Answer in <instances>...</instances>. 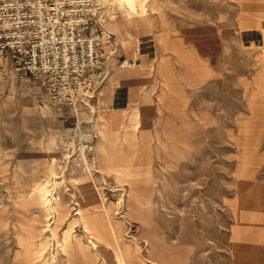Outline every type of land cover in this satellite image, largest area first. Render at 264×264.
Returning a JSON list of instances; mask_svg holds the SVG:
<instances>
[{
    "label": "rangeland",
    "instance_id": "rangeland-1",
    "mask_svg": "<svg viewBox=\"0 0 264 264\" xmlns=\"http://www.w3.org/2000/svg\"><path fill=\"white\" fill-rule=\"evenodd\" d=\"M106 2L120 52L130 5ZM165 4L133 0V21L162 14ZM201 6L211 9L206 0ZM230 54L219 58L226 72L189 76L181 101L176 81L177 99L142 108V127L108 132L101 151L93 139L97 112L77 119L57 112L36 82L7 70L0 81V264H227L235 218L259 216L264 205V47ZM44 104L65 131L56 156L47 149ZM84 153L89 163L98 157L92 174ZM47 182L52 218L33 194ZM109 207L114 232L101 216Z\"/></svg>",
    "mask_w": 264,
    "mask_h": 264
},
{
    "label": "crops",
    "instance_id": "crops-1",
    "mask_svg": "<svg viewBox=\"0 0 264 264\" xmlns=\"http://www.w3.org/2000/svg\"><path fill=\"white\" fill-rule=\"evenodd\" d=\"M171 1L162 14L128 26L135 41L122 44L120 52L131 65L124 67L116 60L94 102L107 134L133 129L142 108L168 107L170 99H177L172 91L176 81L181 101L191 87L189 76L219 77L226 72L220 66L221 54L264 47V0H206L211 9L205 13V0H173V8ZM261 210L250 219L235 218L227 264H264V205Z\"/></svg>",
    "mask_w": 264,
    "mask_h": 264
},
{
    "label": "built area",
    "instance_id": "built-area-1",
    "mask_svg": "<svg viewBox=\"0 0 264 264\" xmlns=\"http://www.w3.org/2000/svg\"><path fill=\"white\" fill-rule=\"evenodd\" d=\"M107 13L106 0H0V81L13 69L60 112L94 114L110 63L125 62Z\"/></svg>",
    "mask_w": 264,
    "mask_h": 264
},
{
    "label": "bare ground",
    "instance_id": "bare-ground-1",
    "mask_svg": "<svg viewBox=\"0 0 264 264\" xmlns=\"http://www.w3.org/2000/svg\"><path fill=\"white\" fill-rule=\"evenodd\" d=\"M127 1H128V4L130 5V11L128 9V13H126L125 16H126V21H127L128 25H131L134 22L133 21V15L134 14H138V11L133 6V0H127ZM142 14L146 15L145 11L142 12ZM116 17L117 16H115L113 18L116 19ZM105 28H107V31L109 33H111V31H110V29H109V27L107 25V22H105ZM120 39H121V41H122L123 44H125V43L132 44L135 41V39L133 38V36L129 32L126 33V37H124V38L120 37ZM130 65H131V63H130V60H128V59L122 64V66H124V67L130 66ZM7 67H10V64L8 62H7ZM21 80L23 82H28L27 79H23L22 78ZM10 82H11V86L12 87L14 86L13 89L17 87V83H16V78L15 77L11 76L10 77ZM23 95H25V94H23ZM26 95H27V93H26ZM52 105H53V107H55V109H56L57 112H60L59 108L56 105H54V104H52ZM39 108H40L39 114H40L41 118L42 119H45V120H48L49 123H51L50 126L48 127V130L49 131L47 132V139H48L47 140V149L49 150L50 153H52L54 156H56L55 152H56V150H57V148L59 146V140H60V142H62V137H63L65 131H64V129H62V126L57 121H56L57 123L54 121L55 119L53 120V117H52L53 116L52 115L53 112L51 111L50 107H48L47 105L44 104V105H39ZM96 110L97 109L95 107H93V113H96ZM69 114H72V112L69 113ZM139 117H140V115H136V120L134 122V126L135 127H133L134 133H136L138 131V129H140L142 127L141 126V123L139 122L140 121L139 120ZM53 121H54V123H53ZM100 125H101V127H100V130H99V134L98 135H95V139H96V142H95L96 143V150H98V151L107 149V146H108V143H109V138L106 135L107 134L106 127L104 126V124L101 121H100ZM80 136L81 137L83 136L82 133L80 134ZM88 137H90V136H88ZM80 143L82 145L84 144L82 141H80ZM73 150H76V148H72V152H73ZM80 150H82V148H80ZM83 151H85V145H84ZM82 156H84V157H82V160L84 162V165L86 166V169H88V171H90V173H91L92 170L95 169V166H96V162H97V158L98 157H96V154H95V156L93 158V161L91 163H89L87 161V159H86V157H87L86 156V153H84ZM70 160H69V162H70ZM54 176H56V175H54ZM54 182H55V184H57L56 183V179L54 180ZM50 188H51L50 187V182L37 184V185H35L33 187V194L44 203L45 208H46V211L49 213V215L52 218L53 217L52 216V214H53V210H52V204L53 203H52V200L54 201V196H52V191L50 190ZM110 209H111V207L107 208L105 214H102L101 216L104 217L106 219V221H108V223L110 224V227H111L112 231L114 232L113 227H112V219H111V210ZM138 262H139V264H144L141 261H138ZM122 263L123 264H127L125 260H122Z\"/></svg>",
    "mask_w": 264,
    "mask_h": 264
}]
</instances>
